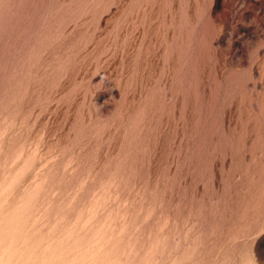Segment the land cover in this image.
I'll return each mask as SVG.
<instances>
[{"label": "rangeland", "instance_id": "374dc122", "mask_svg": "<svg viewBox=\"0 0 264 264\" xmlns=\"http://www.w3.org/2000/svg\"><path fill=\"white\" fill-rule=\"evenodd\" d=\"M0 264H264V0H0Z\"/></svg>", "mask_w": 264, "mask_h": 264}]
</instances>
